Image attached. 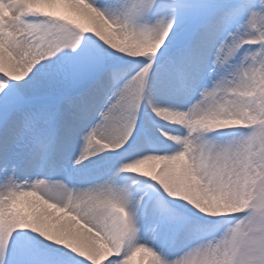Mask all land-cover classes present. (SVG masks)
<instances>
[{
    "label": "snow or ice",
    "instance_id": "snow-or-ice-1",
    "mask_svg": "<svg viewBox=\"0 0 264 264\" xmlns=\"http://www.w3.org/2000/svg\"><path fill=\"white\" fill-rule=\"evenodd\" d=\"M0 264H264V0H0Z\"/></svg>",
    "mask_w": 264,
    "mask_h": 264
}]
</instances>
